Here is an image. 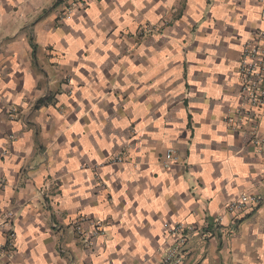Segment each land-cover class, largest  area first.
<instances>
[{
    "label": "crops",
    "instance_id": "1",
    "mask_svg": "<svg viewBox=\"0 0 264 264\" xmlns=\"http://www.w3.org/2000/svg\"><path fill=\"white\" fill-rule=\"evenodd\" d=\"M263 12L264 0H0V221L12 219L0 264H159L177 221L197 230L186 264H264V144L225 122ZM244 193L261 202L234 222L226 203ZM78 216L87 234L98 226L91 247Z\"/></svg>",
    "mask_w": 264,
    "mask_h": 264
},
{
    "label": "built area",
    "instance_id": "2",
    "mask_svg": "<svg viewBox=\"0 0 264 264\" xmlns=\"http://www.w3.org/2000/svg\"><path fill=\"white\" fill-rule=\"evenodd\" d=\"M239 70L241 75L239 96L242 99V104L236 112L227 116L225 122L228 128L248 131L252 143L260 147L264 144V138L260 132V111L264 108V30L257 32L243 44ZM173 161H175V158L169 152L166 155L165 164L169 165ZM260 202L261 200L257 195L244 193L240 197L227 202L226 211L232 215V220L235 222L241 213L256 208ZM89 221L90 219L86 217L78 216L72 224L78 236L84 237L86 247H91L99 232V230L97 231L98 226L92 234L84 232V224ZM212 221L216 225H220L222 216H217ZM11 222V217L2 222L0 221V232L5 225ZM168 230L173 231V244L164 250V255L159 264H186V246L190 235L197 232V230L183 221H177L174 227H169ZM14 236V231H10V240L6 246L9 254H12L15 250Z\"/></svg>",
    "mask_w": 264,
    "mask_h": 264
}]
</instances>
